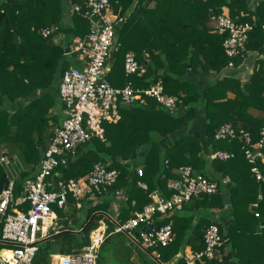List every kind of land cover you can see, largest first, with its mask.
I'll return each instance as SVG.
<instances>
[{
    "label": "trees",
    "instance_id": "obj_1",
    "mask_svg": "<svg viewBox=\"0 0 264 264\" xmlns=\"http://www.w3.org/2000/svg\"><path fill=\"white\" fill-rule=\"evenodd\" d=\"M79 1L82 0L77 3L84 7ZM110 2L114 12L125 18L117 32L121 47L114 55L108 76L110 83L119 88L129 82L136 88H147L159 85L161 79L159 86L163 91L178 96L183 103L177 111L158 108L151 100L147 106L121 108L116 122H102L103 134L93 133L91 139L77 149L72 162L58 168L57 179L65 182L88 176L98 163L119 172L114 187L98 195L99 203L91 205L87 199L81 200L89 205L85 221L78 227V230L83 229L81 239L88 237L96 227L97 211H106L116 202L120 205L119 219L124 222L134 211H141L152 202L150 193L155 189L170 197L168 182L179 178L181 167L191 166L195 172L200 171L206 178L216 181L218 191L193 199L182 211L171 216H156L160 218V225L171 224L175 233L169 246L148 250L157 251L158 259L138 248V257L134 258L129 248L124 245L111 247L107 241L98 251L97 264H170L174 260L177 264H185V259L178 255L186 244L195 251L202 250L204 232L213 223L218 224L221 234L230 240L223 246L230 247L233 257H238V260L233 259V264L249 262L252 258L243 255L241 245L251 242L262 246L264 242V227L257 233L258 225L264 226V181H257L252 173L253 164L248 162L242 142L216 140L214 135L219 127L228 123L236 130L249 132L253 143L261 138L264 125V0H259L252 10L247 0H182L181 4L177 0ZM152 2L156 6L149 8ZM224 7L233 20L250 23L253 30L245 49L232 58L223 48L225 36L209 35L220 48L219 58H212L208 47L204 52L200 49L205 47V39L197 37L194 29L201 20L208 31L206 20L223 12ZM66 8L65 0H0V152L7 148L8 155H17L23 163L24 170L14 184L16 197L22 195L25 181L38 171L52 129L59 122L51 113L58 106V98L52 90L56 89L59 94L57 86L63 71L70 65L64 55V46L55 43L54 37L62 31L66 19L74 38L83 39L89 33L88 18L77 10L67 15ZM178 13H183L182 19L170 22L167 32L168 19ZM43 29L50 30L47 37L42 35ZM130 51L146 68L142 76L125 75L124 58ZM146 55L150 59L148 62ZM250 61L252 70L245 83L236 76V70L224 79L216 78L204 89L186 78L188 65L191 73L196 74L210 70L221 72L229 64L238 68ZM39 91L40 95H36ZM229 92L232 97L228 96ZM199 111L206 121L203 137L199 132L175 135L185 122L195 119ZM219 150L232 152L234 157L228 160L213 158ZM261 152L262 157L255 165L264 176V143ZM139 168H142V176L138 174ZM206 169L217 176L210 177ZM9 177L5 167L0 165V190L8 186ZM227 180L232 183L229 188ZM140 182L147 184L148 189L139 187ZM112 189L120 190L123 197H116ZM259 193L263 199L256 209L260 214L257 218L252 204L258 200ZM103 197L110 201L106 202ZM72 202L74 198L70 196L69 204ZM227 203L231 205L232 219L227 226L208 215L197 216L201 210L223 209ZM58 214L62 215V210ZM1 229L0 223V237ZM59 231L61 233L54 234L52 239L63 238L68 245L72 239L79 240L77 234L66 232L65 228ZM90 246L91 242L87 241L80 253H85ZM4 247L7 246L0 242V250ZM60 251L54 255L70 254L67 246ZM50 254L39 247L33 264L48 263Z\"/></svg>",
    "mask_w": 264,
    "mask_h": 264
},
{
    "label": "built area",
    "instance_id": "obj_2",
    "mask_svg": "<svg viewBox=\"0 0 264 264\" xmlns=\"http://www.w3.org/2000/svg\"><path fill=\"white\" fill-rule=\"evenodd\" d=\"M84 7L75 10H86L85 17L90 22L89 33L85 38H78L66 55H75L77 62L65 69L59 83V100L62 119L54 128L48 147L44 151L40 169L36 176L23 185V193L16 197L14 182L8 183L0 190V223L2 224L0 242L7 247L0 250V264H33L39 252V244L46 233V226L54 222L58 210L69 207V197L74 198L76 208H81V200L99 201L98 195L114 187L119 172L108 169L106 165L95 164L91 173L79 180L68 182L57 179L59 167L69 165L77 149L88 142L92 134H103L102 122H116L120 118V109L132 106H147L148 100L154 106L168 111H177L183 101L175 95L166 94L159 85L147 88H136L128 83L122 88L113 86L109 81V73L114 55L121 47L117 39L120 25L124 17L116 14L110 0H82ZM96 17V21L91 19ZM215 32L225 36L223 48L228 57L239 55L253 30L250 23L233 20L227 13L215 15ZM44 37L50 30L41 31ZM113 59L111 60V56ZM126 76H142L146 72L139 63L134 52H128L124 58ZM260 140L253 143L251 134L244 129L236 130L231 124H224L215 131L216 140L238 139L243 143L242 149L251 171L257 181H264V176L255 162L262 157L264 143V125L260 131ZM213 158L228 160L234 157L229 151L219 150ZM0 163L9 165L8 159L0 158ZM142 176L143 171L138 170ZM179 178L168 182L172 192L165 197L156 190L150 194L152 202L141 211H134L126 221L119 219L118 206L115 205L117 216L113 219L118 233H125L129 238L145 250L167 247L175 239L171 224L160 225L157 215L168 217L183 210L184 206L202 195H213L218 191V183L198 174L191 166L178 170ZM140 187L147 189L145 185ZM114 189H112L113 191ZM116 197H123L120 190L113 191ZM258 200L252 204L255 217ZM103 235L98 237L96 249L94 241L85 253L54 255L50 264H97L99 245L104 239L105 223L101 224ZM263 225L259 224V230ZM204 248L185 255V264H208L216 258L220 248L227 242L221 234L218 224L208 226L203 235ZM158 259L157 252H153ZM176 262V261H175ZM163 264V263H162Z\"/></svg>",
    "mask_w": 264,
    "mask_h": 264
},
{
    "label": "crops",
    "instance_id": "obj_3",
    "mask_svg": "<svg viewBox=\"0 0 264 264\" xmlns=\"http://www.w3.org/2000/svg\"><path fill=\"white\" fill-rule=\"evenodd\" d=\"M258 1L259 0H250L248 2V0H247L248 5H249V9L250 10L255 9V7L257 6ZM65 2H66V6H67V8H66L67 15H70V13L73 10H75L77 7H83V6H81V5H79L77 3V0H65ZM177 2H178V4H181L182 3V0H177ZM155 6H156V3L155 2H152L150 4L149 8L155 7ZM176 10H178V9H176ZM178 11H180V10H178ZM222 11L225 12V13H228L227 7H224ZM182 17H183V13H178V14L173 15L172 17H170L168 19V24H167L168 28L166 27L167 32L171 28L170 22H173V23L179 22L182 19ZM202 17H203V15H202ZM213 17H208V19L206 20V24H207V27H208V31H206L207 30L206 27L204 26V24L201 23V20H199L197 22V24H196V29H194V34L197 37L203 36V38L205 39V47H201L200 48L202 50V52H204V50L206 49V47H208L210 49V52L209 53H210L211 57L212 58H216V57L219 58L218 53H220V48H219V46L217 44V41L215 39H210L209 38V35H215L216 34V32H215V26H216V24H215V20H214ZM56 26H58V24H56ZM207 32H208V34H207ZM78 38L79 37H76V38L73 37V30L71 29V26H70L69 21L67 19H66L65 26H63L62 31L60 33H58L54 37V42L55 43H60L62 46H64V55L66 57V60H69V62L72 63L73 65H75V63L77 62V59H76L77 57L75 55H73V54H71V55H66V54L69 53L72 45L74 44L75 40H77ZM130 52H132V51H130ZM145 57H146V60L148 62V59H149L148 56L146 55ZM149 61H150V59H149ZM251 66H252L251 63H246V64H244V65H242V66H240L238 68H233L232 65L229 64L228 67H225L221 72H216L214 70H210L209 73H206V72H202L201 71V72H198V73L194 74V73H191L190 66L188 65L186 78L189 81L197 84L201 89H204L205 87L209 86V84L212 81H214L216 78H222V79H224L225 77L230 76V73H232V71H235L236 70L237 71L236 76L240 77L241 81L243 83H245L247 81V79H248V75H249L248 71L251 70ZM160 73H162V72L160 71ZM160 81H161V79L158 80L159 85H161L160 84L161 83ZM57 87H58V91H59V86H57ZM52 91L54 92V94L58 98V106L56 107L57 109L56 110L53 109L51 111V113L53 115H56L59 118V122L52 129V132H53L54 128L60 123V120L62 119V114H61V105H60V100H59V94L57 93V90L56 89H53ZM40 93L41 92L39 91V92H37L36 95H40ZM228 96L229 97H232L233 94L231 92H229L228 93ZM201 112L202 111H199L197 113V116L195 117V119H193L192 121L185 122L183 124L182 128L175 135L181 136L184 133H197V132H199L201 134V136L203 137V134H204V131H205V128H206V121L202 117V113ZM203 143L206 146V143L204 141H203ZM5 150H3V151L1 150L2 153L0 152V158L1 157H5L6 159H8L9 165H5V164H1V163H0V165L3 166V167H5V169L7 170L8 175L10 176L9 177L10 178L9 179V182L13 181L14 184H15V182L19 178V175L21 174V171L24 170V166L22 165L23 163L19 159V157H17V159H16V157H11L10 155L7 154V152ZM140 155H142V153H140ZM133 157L135 158L136 157V154H134ZM13 159H15L16 161L13 160ZM39 169H40V166L38 167V171H39ZM138 170H142V168H139ZM38 171L33 173V175H32L33 178L36 176V174L38 173ZM210 171H212V170H210ZM139 184L145 185L147 187V189H148L147 184H145L144 182H140V183H138V185ZM142 189H144V188H142ZM147 189H144V190H147ZM156 190L159 191L160 189H155V191ZM88 202L91 203V205H94L96 203H99V201L98 202H96V201H88ZM115 205L118 206V213H120V205L117 204L116 202H113L112 203L111 208L112 207L114 208ZM82 206H83V203L81 204V208L80 209H82ZM70 208L71 209L80 210V209L76 208L75 205H74V202H72L71 205L69 204L68 209L62 210V212L65 213V211L70 210ZM230 208H231V205H229V203H227L226 206H225V208H223V209H213V210H209L208 212H205V211L203 212V210H201L200 213H197V216H200L201 214L202 215L203 214L204 215H208V216H210V219L218 220V221L222 222L224 225L227 226L230 222H232V219H231V216H230V212H229ZM116 216H117V211H116ZM58 218H59V216L57 217V219ZM58 224H59V230H62V229L65 228L66 230H69V231H76V232L80 231V230H78V227H79L80 224L76 228H74V230L71 229L73 227L68 226L67 223H65V224L58 223ZM261 232H262V230L261 231L259 230V225H258L257 233H261ZM54 234L55 233L53 231V235ZM190 235H191V232H190ZM93 236H95V235H93ZM191 236H193V235H191ZM97 238H93V241H94L93 244L95 246H97V240H98ZM225 238L227 239V242H226V245H227L230 242V240L227 237H225ZM42 242H43V240H41L40 244ZM244 244L245 243H243L241 245V251H243V253H244V254L243 253L242 254L245 257H251L252 260H250L249 262H246V261H244V262H237V264H259V263H261L262 262V259H264V242H263V245L262 246H261L260 243H251V242H249V243H247L245 245ZM186 245L187 246H185V248L182 251V253L179 254L178 256H182L184 258L185 255L196 252L190 245H188V244H186ZM223 248H224L223 250H222V248H220L219 252L216 254V258L213 261L209 262L208 264H214V263L215 264H233L234 260H236L238 257H233V251L230 249V247L228 248V246H223ZM143 250L146 253L150 254L152 257L156 258L153 252H149V251H147L145 249H143ZM56 255H60V254H56ZM134 258H136V257H134ZM234 258H236V259H234ZM170 264H177V262H175V260H174Z\"/></svg>",
    "mask_w": 264,
    "mask_h": 264
},
{
    "label": "rangeland",
    "instance_id": "obj_4",
    "mask_svg": "<svg viewBox=\"0 0 264 264\" xmlns=\"http://www.w3.org/2000/svg\"><path fill=\"white\" fill-rule=\"evenodd\" d=\"M79 2L82 3L81 1H79ZM67 61L69 62V60H67ZM250 63H251V61H250ZM69 65L72 66L73 64L70 63ZM251 70H252V66H251ZM251 70H249L248 73H250ZM56 107H57V105H56ZM54 109L56 110L57 108H54ZM5 149H7V148L2 149V151ZM2 151H1V153H2ZM14 157H16V159H17L18 156L14 155ZM13 160H15V159H13ZM206 173L212 178H215L217 176L214 174L213 171H208L207 169H206ZM102 199L105 200L106 202L110 201V200H108L109 198L106 199L105 197H103ZM88 208H89V205L83 204L82 209H80V210L70 208V210L65 211V213L62 212L63 214L59 215L58 211H61V210H58L55 207L56 214L59 216V218L56 221H54L51 224L46 226L47 231L44 234V239H42L43 242L41 244H39V247L46 250L48 252V254L51 253L49 255V262L46 264H50L52 261V256L55 253H60L61 248L66 247V246H67V249L69 250L70 254L71 253L79 254L81 246L84 245L87 241L93 242V238H97V237H100L103 235V229L101 227L102 223H105V228H104L105 235H104L103 242L99 245V250L104 243H107V241H109L108 244L111 245V247H113L114 245H117V246L118 245H124L125 247L129 248L132 251L133 257H138L137 248L144 251L139 245H136L129 238V236L127 234L117 232V226L115 225L114 220H113L116 217V211H115V208H113V207L112 208L110 207L109 209H105L106 211H103V210L97 211V213H98V216L96 218V224L97 225L88 234V237H86L85 239H79L78 241H75L74 239L71 238L72 241L70 242L69 245L67 242H65L63 240V238L62 239H52V238L49 239V237L54 236L53 231H54L55 235H57V232H59L58 231L59 230V224L58 223H63V224L67 223L68 226L73 227V228H76L79 224H82L85 221ZM93 235H95V236H93ZM111 247L108 249L109 251L112 250ZM259 264H261V263H259Z\"/></svg>",
    "mask_w": 264,
    "mask_h": 264
},
{
    "label": "water",
    "instance_id": "obj_5",
    "mask_svg": "<svg viewBox=\"0 0 264 264\" xmlns=\"http://www.w3.org/2000/svg\"><path fill=\"white\" fill-rule=\"evenodd\" d=\"M250 0H248V2H249ZM80 14H82L83 16H85L86 15V10L85 9H81L80 10ZM91 19L93 20V21H96V17L95 16H92L91 17ZM113 59V55L111 56V60ZM197 173L198 174H200V171H197ZM222 179H225V175H222ZM231 185H232V183L229 181V182H227V188H229V187H231ZM98 213H96V215H97ZM66 232H72V233H74V234H77V238L78 239H81V234H82V232H83V229L82 230H80V231H78V232H76V231H69V230H67ZM61 232L59 231V232H57V234H60ZM52 237H54V236H51V237H49V239L50 238H52Z\"/></svg>",
    "mask_w": 264,
    "mask_h": 264
},
{
    "label": "bare ground",
    "instance_id": "obj_6",
    "mask_svg": "<svg viewBox=\"0 0 264 264\" xmlns=\"http://www.w3.org/2000/svg\"><path fill=\"white\" fill-rule=\"evenodd\" d=\"M94 247L96 248V246L94 245Z\"/></svg>",
    "mask_w": 264,
    "mask_h": 264
}]
</instances>
